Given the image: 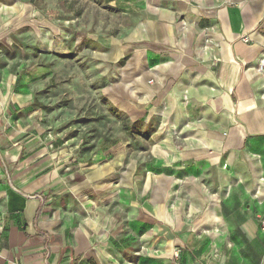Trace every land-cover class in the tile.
<instances>
[{
	"label": "crops",
	"instance_id": "obj_1",
	"mask_svg": "<svg viewBox=\"0 0 264 264\" xmlns=\"http://www.w3.org/2000/svg\"><path fill=\"white\" fill-rule=\"evenodd\" d=\"M137 1L94 56L143 97L125 111L162 119L142 168L101 151L71 170L0 81V264H264V0Z\"/></svg>",
	"mask_w": 264,
	"mask_h": 264
},
{
	"label": "rangeland",
	"instance_id": "obj_2",
	"mask_svg": "<svg viewBox=\"0 0 264 264\" xmlns=\"http://www.w3.org/2000/svg\"><path fill=\"white\" fill-rule=\"evenodd\" d=\"M2 4L8 14L3 16L0 38L1 105L10 102L13 91L27 97L20 108L23 114L31 113L29 120L38 127L36 134L44 145L70 154L73 171L84 163L83 172H88L94 160H101V151L103 157L126 153L142 168L162 119L157 113L146 123L141 114L125 111L126 102L132 101L140 112L143 97L122 83V61L109 65L94 56L101 48L99 41L126 32L138 1L1 0ZM114 83L122 87L118 95L111 93ZM125 92L130 93L128 99ZM83 172H75L71 182ZM217 253L214 247L213 257Z\"/></svg>",
	"mask_w": 264,
	"mask_h": 264
},
{
	"label": "built area",
	"instance_id": "obj_3",
	"mask_svg": "<svg viewBox=\"0 0 264 264\" xmlns=\"http://www.w3.org/2000/svg\"><path fill=\"white\" fill-rule=\"evenodd\" d=\"M204 49H209L212 47L211 44V40L210 39H206L205 43H204ZM153 73L156 77V70L158 69V65H154L153 67ZM249 69L252 70V72L256 75H264V50L260 53L259 57L257 58V60L255 61V63L251 66L248 67ZM154 76H151V78H149L147 80L148 83H154L156 81ZM263 87H264V83H263ZM264 96V90L262 92V97ZM161 127L160 124L158 126V128ZM176 131H173V134H175ZM50 146H52V143L50 144ZM261 224L264 226V218L261 219Z\"/></svg>",
	"mask_w": 264,
	"mask_h": 264
},
{
	"label": "trees",
	"instance_id": "obj_4",
	"mask_svg": "<svg viewBox=\"0 0 264 264\" xmlns=\"http://www.w3.org/2000/svg\"><path fill=\"white\" fill-rule=\"evenodd\" d=\"M137 121H138V119L132 121V123L134 124V123L137 122ZM156 125H157V123H156ZM127 127H129V126H127ZM155 128H156V126H155ZM154 130H155V129H154ZM74 261H75V259L73 258V259H72V262H74Z\"/></svg>",
	"mask_w": 264,
	"mask_h": 264
},
{
	"label": "bare ground",
	"instance_id": "obj_5",
	"mask_svg": "<svg viewBox=\"0 0 264 264\" xmlns=\"http://www.w3.org/2000/svg\"><path fill=\"white\" fill-rule=\"evenodd\" d=\"M131 90V89H130Z\"/></svg>",
	"mask_w": 264,
	"mask_h": 264
}]
</instances>
